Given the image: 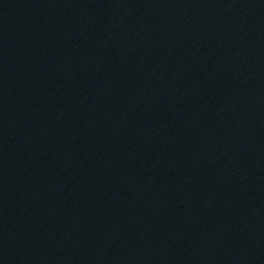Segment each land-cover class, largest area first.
<instances>
[{
  "label": "water",
  "instance_id": "1",
  "mask_svg": "<svg viewBox=\"0 0 264 264\" xmlns=\"http://www.w3.org/2000/svg\"><path fill=\"white\" fill-rule=\"evenodd\" d=\"M0 264H264V0H0Z\"/></svg>",
  "mask_w": 264,
  "mask_h": 264
}]
</instances>
